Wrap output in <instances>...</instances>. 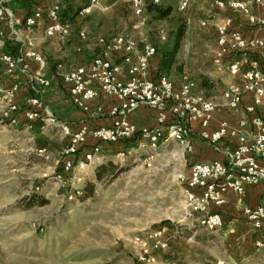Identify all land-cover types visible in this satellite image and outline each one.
Returning <instances> with one entry per match:
<instances>
[{
	"label": "built area",
	"instance_id": "1",
	"mask_svg": "<svg viewBox=\"0 0 264 264\" xmlns=\"http://www.w3.org/2000/svg\"><path fill=\"white\" fill-rule=\"evenodd\" d=\"M21 1V0H18ZM45 0H35L39 4L32 14L24 21L17 18L10 8L13 0H0V23H5L11 30V37L19 43L17 54L1 55L6 65L7 75H19L25 79L32 96L25 104L14 102L20 84L10 88H0V101L8 104L3 112V118L9 125L24 123L27 130H33V123L41 121V130L50 127L60 128L67 139V146L61 152L58 162L62 171L59 179H65L75 170L87 172L102 160V145L115 144L139 136V149L156 152L164 139H169L193 152L190 142L194 134L193 125L198 123L204 130L199 133L200 139L209 144L224 160L195 163L192 165L189 177L179 175L183 183L182 190L185 214L188 219L199 215V226L214 232L221 229L224 221L221 215L209 213L211 206L220 207L226 203L227 195L232 192L243 197L246 190L264 185V117L258 113L264 101V66L248 65L243 69L241 63L230 64L227 69L233 75L241 74L242 86L229 87L219 101L206 98L198 92L196 85L185 77L177 87L166 76H157L152 69V61L157 55L154 45H142L141 41L126 35L114 37L93 38L85 30L76 33L77 44L75 52L83 54L86 48L93 52V59L88 65H80L74 69L64 70L59 65V78L68 86L70 99L74 107L91 118L108 115L116 119L112 126L95 129L83 127L76 132L70 125L61 124L58 118L46 108L42 92L35 86L38 82L42 87H49L50 81L45 76L46 58L39 52L26 51V44L20 40L19 29L33 31L45 27L47 38L60 37L69 39L73 32L70 23L61 19V5L56 3L44 9ZM197 0H179L177 9L186 13ZM218 9L239 10L250 15V8L241 1L213 0ZM102 0H81L77 20L93 14L101 5ZM148 2L160 4L161 0H131L133 13L143 17ZM252 5L264 8V0H252ZM251 22L264 26V20L251 18ZM3 36V35H2ZM161 42L167 38L165 32H160ZM217 42L220 52L215 65L223 68L224 60L240 53H248L258 47H264L261 40H247L240 32L230 33L227 26L217 28ZM37 65L32 72L30 62ZM247 64L245 60L244 65ZM246 95L252 96V104L245 107L243 101ZM105 99V104L94 105L96 101ZM243 107V108H242ZM140 108H147L157 115V125L153 128L139 129L130 120V116ZM242 108V110H241ZM223 109L230 112L242 111L245 116L237 127L223 121L213 132L207 129L216 111ZM97 143L85 151L82 159H77L80 147ZM45 156L47 151L42 149ZM153 158L149 157L147 160ZM243 214L248 222L260 229L264 224V207L243 208ZM167 229H157L148 234L147 238L138 236L135 245L148 251L150 243L154 251L165 250L168 243L164 236ZM258 247L264 244L257 243ZM141 261L153 263L154 257L147 253L140 256Z\"/></svg>",
	"mask_w": 264,
	"mask_h": 264
},
{
	"label": "rangeland",
	"instance_id": "2",
	"mask_svg": "<svg viewBox=\"0 0 264 264\" xmlns=\"http://www.w3.org/2000/svg\"><path fill=\"white\" fill-rule=\"evenodd\" d=\"M57 2L66 22L81 6V0H45L44 9ZM173 17L184 18V13L174 10ZM70 24L74 34L86 27L93 38L122 34L142 45H155L159 33L169 32L173 22L156 21L147 12L135 16L131 0H102L82 24ZM194 32L206 40L202 29L194 27ZM210 61L207 48L197 45L190 53L185 43L178 56L182 69L173 72L171 80L179 85L185 75L204 76L201 69ZM220 97L213 92L210 98L219 101ZM240 112L227 114L234 118ZM2 115L0 264H217L224 257V245L218 244L221 232H205L199 227V215L185 217L184 185L178 177L190 172L194 147L189 153L164 139L156 152L135 147L123 158H105L103 164L112 161L117 168L103 171L101 182L96 179L99 166L87 172L75 170L60 180L61 157L46 147L47 154H40L44 148L40 140L34 144L30 133L16 134ZM59 144L63 143H55V150ZM89 181L96 183L92 193L77 198L74 193ZM166 222L172 228L164 226ZM159 228L167 229V249L154 251L150 243L144 252L135 245L136 237L147 238ZM144 253L155 262L141 261Z\"/></svg>",
	"mask_w": 264,
	"mask_h": 264
},
{
	"label": "crops",
	"instance_id": "3",
	"mask_svg": "<svg viewBox=\"0 0 264 264\" xmlns=\"http://www.w3.org/2000/svg\"><path fill=\"white\" fill-rule=\"evenodd\" d=\"M179 0H165L166 3H171L175 11H178ZM241 1L249 6L251 12L250 15L232 9H218L214 5L213 0H197L195 1L188 11L184 13L188 22V31L183 41L182 48L187 44L190 53H194L197 49V45H201V48H207L211 52V61L209 65L203 67L205 73L216 84V94L222 95L231 86H242L244 83L241 78V74L233 76L227 69L230 64L241 63L243 69L248 68V65L264 66V47H258L248 53H240L231 55L224 60L223 68H219L215 65V60L220 52V47L217 42V28L219 26H227L230 33L240 32L244 34L247 40H261L264 38V26L258 23H252L251 18H255L258 21L264 20V8L252 5V0H235ZM60 4V2H57ZM23 14L19 11L15 16L19 18ZM84 27V26H83ZM195 28H200L204 31L206 40L200 39L199 35L194 32ZM80 30L88 32L84 27ZM191 33H188V32ZM9 26L5 23H0V88L8 87L11 83L7 77H13L12 79L20 84L18 93L16 94L14 102L17 104H25L29 99V95H32L29 85L25 79L19 75H7L6 65L1 60V55L5 53L17 54L19 51V43L14 40L11 35ZM89 33V32H88ZM3 35V36H2ZM90 35V33H89ZM116 34L108 37H114ZM20 40L23 41L26 46V51H36L41 53L47 61V68L45 70V76L50 81L49 87H42L38 82L35 86L40 89L43 95L44 104L59 120L61 124L70 125L72 131L76 132L79 129L86 127L88 129H95L104 126H112L116 119L108 116H98L91 118L82 111L78 110L71 102L68 86L59 78V65H62L64 70L70 71L80 65H88L93 59V52L90 48H86L83 54H77L75 52V46L77 44L76 34L63 40L60 37L47 38L45 36V27L35 29L33 31H27L19 29ZM204 38V37H203ZM9 41V43H6ZM199 42V43H198ZM17 46V47H16ZM17 48L13 49V48ZM181 48V49H182ZM181 51V50H180ZM74 53V54H73ZM58 60V61H57ZM245 60L247 64L244 65ZM55 65L54 63H57ZM32 72L37 70V65L31 61ZM152 69L156 73L160 69V60L158 57L152 61ZM188 77L195 85V79L191 76ZM3 79V80H2ZM7 79V80H6ZM177 87L176 81H173ZM212 99V98H209ZM105 104L109 106V103L105 99L96 101L94 105ZM245 107L252 104V96L246 95L243 101ZM8 109L6 102L0 101V113ZM258 113L264 117V101L259 107ZM232 118L227 114V110L220 109L216 111L211 124L207 131H215L219 124L223 121H228L230 126L237 127L240 120L245 116L243 112L236 113ZM130 120L140 130L144 128H153L157 125V115L154 111L147 108H141L130 116ZM13 131L17 133H30L32 138L30 142L36 144L40 139L46 140L48 143L47 149L50 152H55L59 157L63 149L67 146V139L64 137L60 128L50 127L47 130H40V133H36L34 130L29 131L26 129L24 123H19L16 126H12ZM194 134L190 138V142L194 147L192 153V159L195 163L212 162L216 160H224V157L214 151V149L207 143L202 142L199 133L204 131L198 123L193 125ZM59 144L58 150L54 149V145L57 142ZM33 146V145H32ZM138 147V145H137ZM45 148V150H46ZM122 148V147H119ZM104 147L102 153V160L95 164L91 169L97 168L104 163L105 158L118 159L123 158L126 154L130 153L132 149H124L121 152L113 154L118 149L106 150ZM148 159V158H147ZM149 160H146V162ZM190 172L187 177H189ZM89 178V177H88ZM264 207V185L252 187L246 190L243 197L230 192L226 197V203L223 206L216 207L211 206L209 213L219 214L222 216L224 225L218 231L221 232L222 237L218 244L224 245V257L218 259L217 264H264V246L258 247L257 243L264 244V224L260 229H255L245 218L243 214V208H257ZM187 218V216L185 215ZM200 227V226H199ZM207 232V231H205Z\"/></svg>",
	"mask_w": 264,
	"mask_h": 264
},
{
	"label": "trees",
	"instance_id": "4",
	"mask_svg": "<svg viewBox=\"0 0 264 264\" xmlns=\"http://www.w3.org/2000/svg\"><path fill=\"white\" fill-rule=\"evenodd\" d=\"M37 6H39V4L36 3L35 0H21V1L13 0V2L10 4V8L14 14H17L19 11L23 12V14L19 17L23 21L32 14L33 10ZM145 12L153 16V18L156 21H170V22L172 21L173 22V25L170 31L166 32V36H167L166 40L164 42H161L160 39L158 38L159 41L157 42V44L154 45L157 50L156 57H158L160 60V69L155 74L157 76H166L168 78H171V75L173 72H177L182 69L181 67L178 66V56L182 48L183 41L187 34V29H188L187 19L185 18V16L184 18L183 17H173L174 7L171 3L154 4L153 2H148L146 5ZM71 20L72 22L76 21L79 24H82L83 22L82 21L80 23L77 20V14L72 15L70 18V21L67 20L68 22H66L65 20H62V21L66 23H72ZM6 43H9V41H6ZM16 47L13 49L17 50ZM12 78L13 77H10V76L7 77V79L10 80L11 84L8 87H4V88H10L14 84H17V81ZM195 83H196L198 92L202 94L203 96H205L206 98H210L213 92H216L215 82L205 75L195 78ZM31 96L32 95L30 94L28 97H31ZM41 126H42L41 121H37L33 123V130L36 133H40ZM139 138H140L139 136H136L135 138H132L130 140L119 141L115 144H111V145L104 144L102 145V150L104 149V147H107L106 150H109L111 148L113 150L116 147L118 150L113 153V154H116V153L121 152V150H124V149L128 150L131 148H135L139 144V140H140ZM39 143L44 148L48 146V143L46 140L40 139ZM96 144L97 143L90 142L89 144L80 147L78 150L77 159H82L84 152L90 150ZM119 147H122V148H119ZM116 168H117V164L113 163L112 161H109V163L106 165L101 164L97 168V175H96L97 181L101 182L103 180V171H108L110 169L114 170ZM115 176L116 175H113L112 177L114 178ZM95 184L96 183L92 181L85 183L83 187L80 189V191L75 192L74 195L77 198H82L85 194L86 195L91 194L93 189L95 188ZM164 226L172 228V224L170 222L164 223Z\"/></svg>",
	"mask_w": 264,
	"mask_h": 264
}]
</instances>
